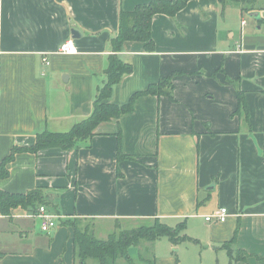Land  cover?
I'll list each match as a JSON object with an SVG mask.
<instances>
[{"label": "crops", "instance_id": "crops-1", "mask_svg": "<svg viewBox=\"0 0 264 264\" xmlns=\"http://www.w3.org/2000/svg\"><path fill=\"white\" fill-rule=\"evenodd\" d=\"M148 1L0 0V160L15 146L33 145L37 133L67 131L91 113L120 10ZM254 4L246 11L264 21V4ZM241 7L188 0L174 16L155 14L152 51L126 41L116 52L132 71L109 101L124 104L175 72L171 95L138 96L129 112L100 122L78 147L14 154L0 190L36 191L40 200L0 213V264H82L73 217L101 239L117 222L184 221L201 252L198 264H230L226 242L248 254L235 264H264V33L246 28ZM68 39L77 52H57ZM238 89L246 114L237 110ZM118 131L127 158L117 159ZM40 205L57 215L48 233L35 215ZM220 207L224 221L205 220ZM161 241L175 258L155 256L154 264H176L181 242L161 237L150 245ZM147 245L131 247L134 264H149L138 255Z\"/></svg>", "mask_w": 264, "mask_h": 264}, {"label": "trees", "instance_id": "trees-1", "mask_svg": "<svg viewBox=\"0 0 264 264\" xmlns=\"http://www.w3.org/2000/svg\"><path fill=\"white\" fill-rule=\"evenodd\" d=\"M188 0H149L144 4H137L131 10H120L118 15V29L115 35L110 38L112 53L108 55L107 65L104 68L105 81L97 90L92 104L91 113L75 122L67 131L44 130L35 135L34 144L31 146H15L11 152L0 160V178L8 175L6 167L14 154L17 152L37 153L38 150L47 147H58L64 150L78 147L82 142H87L94 135L96 126L111 119H118L120 115L129 112L133 107L134 100L144 94H168L171 95L173 77L175 72L160 77L155 83L149 84L144 90L133 93L124 104H116L109 101L112 88L117 84L123 75L132 71L128 62L122 61L116 54L126 41H138L143 43L145 50L152 51L154 42L151 35L152 19L155 14L174 16L177 11L185 6ZM221 6L229 1L238 4L250 3L252 0H218ZM242 11L245 7L240 8ZM264 92V90H263ZM237 110L247 111L245 96L242 90L236 91ZM117 137V159L129 157L121 151L120 131ZM118 174V172H117ZM119 175V174H118ZM40 200L38 193H11L0 190V213L7 215L13 208L21 206L29 208ZM72 237L74 242L75 255L79 263L84 264L92 259L96 264H117L124 260L128 264H134L130 254V248L137 246L142 241L154 242L161 237H167L173 245L182 241H189L191 238L185 233V222L181 221L173 226L153 217L148 222L138 223L130 227L115 225V230L104 239L97 238L90 228L73 226ZM233 242V239L231 240ZM231 243L226 242L223 246L227 249L230 264H235L248 257V254L239 248L232 249ZM139 259L154 264V255L146 258L138 252Z\"/></svg>", "mask_w": 264, "mask_h": 264}, {"label": "rangeland", "instance_id": "rangeland-1", "mask_svg": "<svg viewBox=\"0 0 264 264\" xmlns=\"http://www.w3.org/2000/svg\"><path fill=\"white\" fill-rule=\"evenodd\" d=\"M261 2V4H264V0H252V2H248L243 4V7H245L246 10L252 9L253 6L255 5V3L257 2ZM251 5V6H249ZM260 5V4H259ZM249 8V9H248ZM246 10H244V14H243V19H245L246 21V28H254L256 27L255 30H257L259 33H261L260 37L262 36V34L264 33L263 27H264V21H255V18L249 15V12H247ZM239 19H236L235 17L232 19V28L234 30L238 31L239 28ZM257 27H259V29H257ZM72 221H70V225L71 227L73 226H77L82 228L83 226H85V220L82 218H76L73 217L71 218ZM129 223L132 222H117L116 225L118 224L121 227H130V225H128ZM134 223V222H133ZM136 223H134L133 225H135ZM132 225V226H133ZM87 227L89 228V226L87 225ZM115 230V228L113 229V231ZM148 245L145 248V246L141 249L142 254L148 255V257H151V255H154V257H160V258H175L173 257L174 254L172 253V247H168V243H163V241L161 242H157L156 247L154 248V244H151L152 242H147ZM180 250H178L179 248L177 247V251H176V258H177V262H175L176 264H198L199 259L198 257L200 256L201 252L199 251V249H195L196 244L189 242V241H184L181 242L180 244ZM178 245V246H179ZM131 250V248H130ZM140 251V252H141ZM146 257V256H145ZM87 264H95V262L93 260H89V262ZM117 264H128L127 262H125L124 260H119ZM150 264V263H149ZM163 264V263H160Z\"/></svg>", "mask_w": 264, "mask_h": 264}, {"label": "built area", "instance_id": "built-area-1", "mask_svg": "<svg viewBox=\"0 0 264 264\" xmlns=\"http://www.w3.org/2000/svg\"><path fill=\"white\" fill-rule=\"evenodd\" d=\"M57 52L62 54H74L77 52V48L75 47L73 41L71 39H68L62 42ZM43 62L45 64L49 63L48 59L46 58H43ZM226 214H227L226 208L220 207L212 215L205 216V220L209 221L214 217L218 221H224L226 218ZM35 215L40 220V230L42 232L48 233L52 228H55L57 215L48 211L44 205L38 206Z\"/></svg>", "mask_w": 264, "mask_h": 264}, {"label": "water", "instance_id": "water-1", "mask_svg": "<svg viewBox=\"0 0 264 264\" xmlns=\"http://www.w3.org/2000/svg\"><path fill=\"white\" fill-rule=\"evenodd\" d=\"M71 34L73 38L79 37L81 35L80 32L76 30L75 28L71 30Z\"/></svg>", "mask_w": 264, "mask_h": 264}]
</instances>
